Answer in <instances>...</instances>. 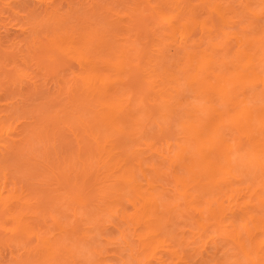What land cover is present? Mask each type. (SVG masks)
Listing matches in <instances>:
<instances>
[{"label":"bare ground","instance_id":"6f19581e","mask_svg":"<svg viewBox=\"0 0 264 264\" xmlns=\"http://www.w3.org/2000/svg\"><path fill=\"white\" fill-rule=\"evenodd\" d=\"M0 264H264V0H0Z\"/></svg>","mask_w":264,"mask_h":264}]
</instances>
